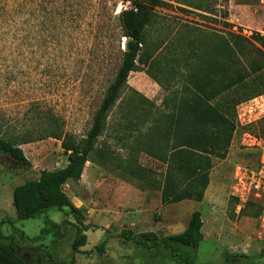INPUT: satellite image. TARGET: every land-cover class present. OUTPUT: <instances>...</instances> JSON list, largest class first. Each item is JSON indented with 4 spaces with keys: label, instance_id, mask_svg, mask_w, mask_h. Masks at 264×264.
<instances>
[{
    "label": "rangeland",
    "instance_id": "1",
    "mask_svg": "<svg viewBox=\"0 0 264 264\" xmlns=\"http://www.w3.org/2000/svg\"><path fill=\"white\" fill-rule=\"evenodd\" d=\"M131 2L0 0V135L9 133L18 141L26 138L31 129L29 116H35L30 108L35 104L52 113L64 132L76 141L86 138L122 64L127 40L122 38L118 16L132 7ZM162 2L164 5L155 9L145 33L144 51L153 58L180 57L183 45L179 43L186 36L187 26L225 35L234 32L246 37L255 33L264 36V0ZM148 70L140 67L132 73L128 86L161 108L167 94L148 76ZM118 107L99 144L105 142L117 155H123L125 151L115 138L116 127L122 123ZM260 123L246 127L236 123L239 130L229 155L224 161L214 160L202 203L185 201L163 206L161 192L140 180L124 179L113 166L104 167L92 158L81 181L65 187L69 198L83 210L86 222L100 228L88 232V253L80 256L72 253L76 229L68 209L50 210L32 220H17L14 190L37 180L42 171L68 165L60 141L47 139L23 145L21 149L31 168L0 157V224L6 219L17 220L14 227L5 225L3 232L14 235L23 247L50 248L57 264H181L161 248H141L117 235L123 231L135 235L155 232L161 238L179 235L186 231L193 213L200 212L204 241L194 252L196 264H226L225 256L237 248L249 256L231 264H264V206L258 218L253 214L259 211L260 204H247L241 211L236 205L234 212L230 196L235 167L257 162L258 151L244 148L243 143L260 139L264 130V123ZM140 164L151 169L157 180H163L165 166L145 155ZM106 232L111 240L101 257L95 248L106 241Z\"/></svg>",
    "mask_w": 264,
    "mask_h": 264
},
{
    "label": "trees",
    "instance_id": "2",
    "mask_svg": "<svg viewBox=\"0 0 264 264\" xmlns=\"http://www.w3.org/2000/svg\"><path fill=\"white\" fill-rule=\"evenodd\" d=\"M131 4L129 10L118 16L122 38L127 40L122 64L86 138L76 141L64 132L52 113H46L35 104L30 108L35 116H29L31 129L26 132V138L18 141L9 133L0 135V157L19 163L23 168L32 165L21 146L47 139L62 143L68 165L55 171H42L37 180L17 187L13 192V206L21 222L36 219L50 210L68 209L76 229L72 243L74 256L88 253L81 251L87 246V234L93 228H100L86 222L83 210L74 205L65 187L81 181L92 158L104 167L113 166L124 179L140 180L161 192L163 206L185 201L202 203L210 186L214 160L224 161L229 155L237 130L238 106L264 95V36L255 33L246 37L234 32L225 35L187 26L184 28L186 36L179 43L184 46L179 48L181 56L156 59L144 51L145 33L155 9L164 3L162 0H132ZM140 67H147L148 76L167 94L161 108L129 88L130 75ZM115 107L122 121L116 127L115 138L125 151L123 155H117L105 142L99 144ZM259 136L264 141V130ZM142 155L165 166L162 181L140 164ZM257 155L258 162L260 153ZM0 165H3L1 159ZM12 169L16 168L12 166ZM236 205L237 200L231 198L234 212ZM261 215L260 205L253 216ZM16 221L6 219L0 224V264H57L50 248L23 247L14 235L4 234L3 227L7 224L14 227ZM55 226L61 230L60 226ZM203 228L202 215L195 212L186 231L179 235L161 238L153 232L135 235L123 231L117 238L148 250L161 248L181 264H196L194 252L204 241ZM106 234V241L95 248L101 257L111 240L109 232ZM245 258L227 254L225 263Z\"/></svg>",
    "mask_w": 264,
    "mask_h": 264
},
{
    "label": "built area",
    "instance_id": "3",
    "mask_svg": "<svg viewBox=\"0 0 264 264\" xmlns=\"http://www.w3.org/2000/svg\"><path fill=\"white\" fill-rule=\"evenodd\" d=\"M238 121L241 127L264 121V95L240 104L237 108ZM238 130L237 126L236 132ZM252 142L243 143V146L258 151L259 161L253 166L237 165L233 174L230 196L237 200L240 211L250 202L264 206V141L254 138Z\"/></svg>",
    "mask_w": 264,
    "mask_h": 264
},
{
    "label": "crops",
    "instance_id": "4",
    "mask_svg": "<svg viewBox=\"0 0 264 264\" xmlns=\"http://www.w3.org/2000/svg\"><path fill=\"white\" fill-rule=\"evenodd\" d=\"M242 8H244V7H242ZM73 202V201H72ZM180 204H183V202L182 203H180ZM75 206H76V204H74ZM171 206V205H170ZM78 209H80V206H76ZM153 233H155V232H153ZM240 238V237H239ZM219 244V243H218ZM83 253H85V252H87L86 251V248H83L82 250H81ZM241 250L239 249V248H237L236 250H232V251H229L228 252V255H230V256H245V257H248L249 256V254L247 253V252H244L243 250H242V252H240ZM259 254H261V253H259ZM258 254V255H259ZM82 255V254H81ZM77 256H80V255H77ZM77 258V257H76Z\"/></svg>",
    "mask_w": 264,
    "mask_h": 264
}]
</instances>
